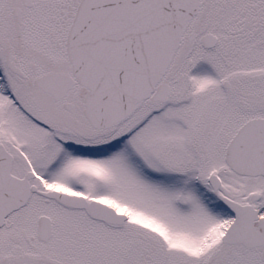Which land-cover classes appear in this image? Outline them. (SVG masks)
Here are the masks:
<instances>
[{
    "label": "snow or ice",
    "instance_id": "snow-or-ice-1",
    "mask_svg": "<svg viewBox=\"0 0 264 264\" xmlns=\"http://www.w3.org/2000/svg\"><path fill=\"white\" fill-rule=\"evenodd\" d=\"M0 264H264V0H0Z\"/></svg>",
    "mask_w": 264,
    "mask_h": 264
}]
</instances>
